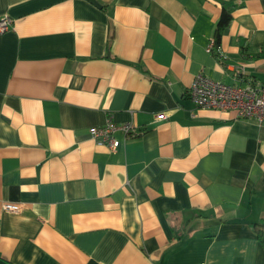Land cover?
<instances>
[{"label": "crops", "instance_id": "obj_1", "mask_svg": "<svg viewBox=\"0 0 264 264\" xmlns=\"http://www.w3.org/2000/svg\"><path fill=\"white\" fill-rule=\"evenodd\" d=\"M97 1L0 0V264H264V122L185 95L264 83V0Z\"/></svg>", "mask_w": 264, "mask_h": 264}, {"label": "built area", "instance_id": "obj_2", "mask_svg": "<svg viewBox=\"0 0 264 264\" xmlns=\"http://www.w3.org/2000/svg\"><path fill=\"white\" fill-rule=\"evenodd\" d=\"M11 18L7 15L0 16V32L10 28ZM211 52L216 50L220 58H223L219 44L211 39L206 46ZM185 95L197 106L214 107L218 109L234 110L237 117L253 118L258 123L264 122V83L254 79H248L244 83H227L213 79L203 73H197L186 89ZM157 119L166 117L165 112L155 113ZM121 131L124 137L136 134L135 125L132 122L116 123L109 118L103 124L93 125L88 128L89 135L97 144L106 145L115 149L120 144V139L115 132ZM2 208L8 211H20L19 203L3 201Z\"/></svg>", "mask_w": 264, "mask_h": 264}, {"label": "trees", "instance_id": "obj_3", "mask_svg": "<svg viewBox=\"0 0 264 264\" xmlns=\"http://www.w3.org/2000/svg\"><path fill=\"white\" fill-rule=\"evenodd\" d=\"M231 19V13L228 10H224L218 20L216 29H215V36L214 40L216 44H219L220 40V34L222 32V29L228 25L229 21ZM257 51L255 52V55L257 57H264V42L257 45ZM252 228L256 234V237L260 244L262 245L264 249V221L259 220L252 224Z\"/></svg>", "mask_w": 264, "mask_h": 264}, {"label": "water", "instance_id": "obj_4", "mask_svg": "<svg viewBox=\"0 0 264 264\" xmlns=\"http://www.w3.org/2000/svg\"><path fill=\"white\" fill-rule=\"evenodd\" d=\"M88 1H90L92 4H94L96 6L100 7V3L97 0H88Z\"/></svg>", "mask_w": 264, "mask_h": 264}]
</instances>
